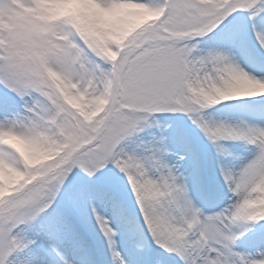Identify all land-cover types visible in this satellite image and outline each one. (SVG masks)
<instances>
[{
	"label": "snow or ice",
	"instance_id": "snow-or-ice-1",
	"mask_svg": "<svg viewBox=\"0 0 264 264\" xmlns=\"http://www.w3.org/2000/svg\"><path fill=\"white\" fill-rule=\"evenodd\" d=\"M0 264H264V0H0Z\"/></svg>",
	"mask_w": 264,
	"mask_h": 264
}]
</instances>
